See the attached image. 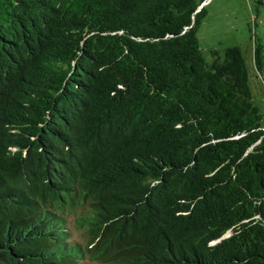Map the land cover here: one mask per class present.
Listing matches in <instances>:
<instances>
[{
    "label": "trees",
    "instance_id": "16d2710c",
    "mask_svg": "<svg viewBox=\"0 0 264 264\" xmlns=\"http://www.w3.org/2000/svg\"><path fill=\"white\" fill-rule=\"evenodd\" d=\"M202 1L0 0V264H264V112Z\"/></svg>",
    "mask_w": 264,
    "mask_h": 264
},
{
    "label": "rangeland",
    "instance_id": "374dc122",
    "mask_svg": "<svg viewBox=\"0 0 264 264\" xmlns=\"http://www.w3.org/2000/svg\"><path fill=\"white\" fill-rule=\"evenodd\" d=\"M202 4L206 12L198 25L197 36L204 57L211 60V48L238 45L247 64L253 100L264 112V0H203ZM256 44L263 53L259 69L253 61ZM69 228L73 237H81L82 228L78 227L73 215ZM84 260L85 264L99 263L88 257Z\"/></svg>",
    "mask_w": 264,
    "mask_h": 264
}]
</instances>
